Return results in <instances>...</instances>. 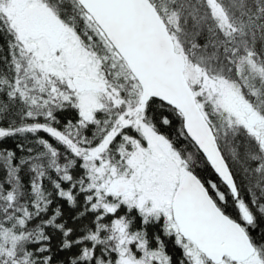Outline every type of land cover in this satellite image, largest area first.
<instances>
[{
    "label": "snow or ice",
    "instance_id": "1",
    "mask_svg": "<svg viewBox=\"0 0 264 264\" xmlns=\"http://www.w3.org/2000/svg\"><path fill=\"white\" fill-rule=\"evenodd\" d=\"M0 264H264V0H0Z\"/></svg>",
    "mask_w": 264,
    "mask_h": 264
},
{
    "label": "trees",
    "instance_id": "2",
    "mask_svg": "<svg viewBox=\"0 0 264 264\" xmlns=\"http://www.w3.org/2000/svg\"><path fill=\"white\" fill-rule=\"evenodd\" d=\"M65 116L71 118L72 116H74V113L72 112H66L65 113ZM19 138H16V140H13V139H8L5 143L8 147H15V143L17 142ZM177 251V254H178V251L179 250H176Z\"/></svg>",
    "mask_w": 264,
    "mask_h": 264
}]
</instances>
